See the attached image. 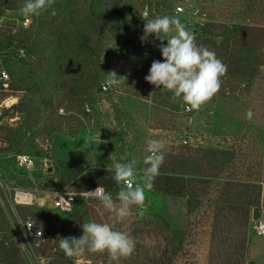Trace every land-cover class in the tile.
Wrapping results in <instances>:
<instances>
[{
    "label": "rangeland",
    "instance_id": "1",
    "mask_svg": "<svg viewBox=\"0 0 264 264\" xmlns=\"http://www.w3.org/2000/svg\"><path fill=\"white\" fill-rule=\"evenodd\" d=\"M118 1L123 5L130 0ZM168 1L167 15L179 17L187 29H194L197 44L214 51L228 67L219 93L198 110L187 112L182 99L145 80L152 62L163 60L162 42L155 37L142 43L132 33L121 44L113 41L101 54L103 65L127 81L87 100L85 107L91 115L84 120L85 129L76 137L64 138L52 134L40 118L26 123L16 108L25 94L12 84L17 77L12 71L18 67L9 71L4 54H11L18 63L24 59L38 75L47 69L44 58L27 55L18 42L9 52L0 51V68L10 74L9 86L0 90V105L9 98L17 100L4 108L0 120V156L3 151L10 161L5 165L0 158V253L9 258L8 264H247L249 259L264 264V236L254 233L253 224L250 244L235 233L244 209L250 210L251 198L260 195L258 206L264 209V0ZM177 7H183V12L176 13ZM148 12L145 7L143 15ZM22 18L21 13L0 9V39L24 28L19 24ZM213 38L220 41L208 43ZM163 43L166 46L167 41ZM21 139L23 144L18 145ZM148 139L164 142L165 162L153 189L146 192L147 204L138 218L131 208L130 216L119 222L83 192L92 189L89 175L94 171H107L114 177V170L108 171L113 153L117 160L128 153L129 159L141 161L142 166ZM184 139L189 143L183 144ZM19 154L30 155L36 163L28 178L15 164ZM47 160L53 168L51 176L37 179L41 172L47 174ZM70 168L80 171L74 180L58 188L48 185L49 180L61 184L62 170ZM21 176L23 186L19 185ZM1 185L7 191L18 188L14 185L38 189L40 197H45V219L40 221L44 236L32 241L34 251L23 245L19 225V220L33 219L32 215L17 207L13 210ZM57 190L76 194L78 206L71 217L56 215L63 213L50 195ZM91 221L129 232L136 240L134 254L119 262L110 260L107 253L87 251L66 257L58 238L82 236V224ZM243 244L248 246L244 249Z\"/></svg>",
    "mask_w": 264,
    "mask_h": 264
},
{
    "label": "trees",
    "instance_id": "2",
    "mask_svg": "<svg viewBox=\"0 0 264 264\" xmlns=\"http://www.w3.org/2000/svg\"><path fill=\"white\" fill-rule=\"evenodd\" d=\"M168 2V0H130L121 5L118 0H56L52 8L39 16L31 17L32 23L29 27L21 28L15 36L8 35L1 38L0 51L9 52V48L18 42L21 46H25L27 55L41 54L47 64L44 73L38 75L29 67L30 65L28 66V63H25L24 59H20L18 63L13 60L11 54H4L9 71L18 67V70L12 71L17 76L12 84H14V90L25 94L16 108L26 123L40 118L44 120L47 125L45 127L52 134L64 138L76 137L82 133L86 127L84 120H88L91 115L86 110L85 102L94 100L95 93L106 94L111 90L102 91L105 73L113 69L103 65L101 54L108 50L109 44L113 41L121 44L132 33L141 39L145 21L156 16L167 15V11L170 10ZM23 4L24 0H0V9L20 13ZM145 7L149 8L147 16L143 15ZM53 9L55 15L51 14ZM13 29L12 25L8 24V31L12 32ZM191 31L195 33L194 29ZM150 37L149 41L155 38L154 35ZM219 41V38H213L208 43L215 44ZM225 41H227L226 38H223V42ZM138 44H141L140 40ZM0 87L3 85L0 84ZM61 108H65L66 114L60 113ZM17 144H23V140H18ZM1 154H3L0 156L1 160L3 158V163L10 165L5 153L1 151ZM212 158L215 159V157ZM21 170L27 173L24 178H28L27 175L30 173L24 169ZM62 173L64 180L61 184L56 180H49L48 185L58 188V185L74 180L80 171L70 168L68 171L63 169ZM45 176L49 177L51 174L41 172L37 179L45 178ZM10 177H13V174ZM22 177L19 179L21 186H23ZM89 182L92 188L104 186L114 196L118 192L117 183L107 171H94L89 175ZM155 190L160 191L159 188ZM259 196L248 201L250 210L248 208L249 212H247L244 209L241 222L235 232L242 240L248 239V244L252 241V235H249V228L253 224L251 210L259 205ZM45 204L46 202L44 205L36 204L30 208L24 206L17 208L23 213L32 215L34 220L43 221ZM146 204L147 201L145 206ZM77 206L76 200L74 212ZM211 207L212 204H209V209ZM139 210L137 206L132 207L137 218ZM74 212L56 213V215L68 218ZM243 246L245 249L248 245L243 244ZM8 262L9 258L4 253H0V264H8Z\"/></svg>",
    "mask_w": 264,
    "mask_h": 264
},
{
    "label": "clouds",
    "instance_id": "3",
    "mask_svg": "<svg viewBox=\"0 0 264 264\" xmlns=\"http://www.w3.org/2000/svg\"><path fill=\"white\" fill-rule=\"evenodd\" d=\"M55 2L56 0H24L20 13L27 20L52 8ZM51 14H56L54 9ZM170 33L173 34L169 35ZM153 35L162 42L160 52L163 61L152 62L149 74L145 77L149 84L182 99L189 111L200 109L219 93L222 77L228 71L227 65L214 51L197 44L196 35L181 23L179 17L164 15L145 21L142 43ZM163 41H167L166 46ZM124 81H127V77L120 76L113 70L105 73L102 87L107 89ZM165 149L163 141L148 139L142 166L141 161L129 159L128 153L122 154L119 160L115 153L111 154L108 171L114 170L113 178L119 186L115 197L102 185L83 194L98 200L104 210L114 214L117 221L123 222L130 216L133 206L144 209L146 192L153 189L155 178L165 162ZM82 230L83 235L80 237L58 238L59 248L66 257H79L87 251L107 253L110 260L119 262L135 252V238L129 232L117 230L109 223L87 222L82 224Z\"/></svg>",
    "mask_w": 264,
    "mask_h": 264
},
{
    "label": "built area",
    "instance_id": "4",
    "mask_svg": "<svg viewBox=\"0 0 264 264\" xmlns=\"http://www.w3.org/2000/svg\"><path fill=\"white\" fill-rule=\"evenodd\" d=\"M179 12H183V7H177L176 13H179ZM31 23H32L31 18H28L26 20L23 17L19 24L22 27L26 28V27H29ZM129 50L132 51V49H129ZM19 52L21 56H25L23 49H20ZM160 61L162 62L163 60L161 59ZM9 82H10L9 72L6 69L0 68V84L3 85V87H0V90L2 88L4 89L7 88L9 86ZM110 89L111 87L107 89L102 87L103 92H107ZM16 102L17 100L14 98H9L3 101V103L0 105V120L3 116L4 108H11L12 106H14ZM86 110L90 112V108H87ZM186 111L190 112L188 110V106L186 107ZM60 112L63 113L64 110L61 109ZM182 142L183 144L186 145L189 143V140L184 139ZM15 164L18 168L24 169L28 172H33L36 170V163L34 159L28 154L17 155L15 158ZM2 188L4 191L5 197L7 198L8 203L10 204L13 210H16V207L18 206L33 207L36 204H39V201L41 198L40 195L42 194L38 189L28 190V189L15 188V189H9L8 191L11 192L9 193L7 191V188L3 186ZM95 189L96 188H92L91 190H95ZM118 191H119V188H118ZM50 195H52L54 198V206L56 209H58L59 211L63 213L74 212L76 208V200H77L75 193L66 192L64 190H57V191L50 193ZM19 225H20V230L24 237V239L22 240L23 245H26L28 248L34 251L35 244L32 243V241H39L44 236V229H43L42 223L40 221H36V220L29 218L27 220H19ZM253 231L258 236H264V217L258 220L257 222L253 223Z\"/></svg>",
    "mask_w": 264,
    "mask_h": 264
},
{
    "label": "water",
    "instance_id": "5",
    "mask_svg": "<svg viewBox=\"0 0 264 264\" xmlns=\"http://www.w3.org/2000/svg\"><path fill=\"white\" fill-rule=\"evenodd\" d=\"M248 119L252 118V111L249 110L248 111ZM46 172L47 173H52L53 172V168L51 167V162L49 160L46 161ZM45 203V199L44 197L40 198L39 204L40 205H44ZM141 211V209L137 212V215H139V212ZM264 217V211L263 208L260 206L254 207L252 210V216H251V220L252 222H257L258 220L262 219ZM247 264H257L255 259H249Z\"/></svg>",
    "mask_w": 264,
    "mask_h": 264
},
{
    "label": "crops",
    "instance_id": "6",
    "mask_svg": "<svg viewBox=\"0 0 264 264\" xmlns=\"http://www.w3.org/2000/svg\"><path fill=\"white\" fill-rule=\"evenodd\" d=\"M263 211H264V209H263Z\"/></svg>",
    "mask_w": 264,
    "mask_h": 264
}]
</instances>
